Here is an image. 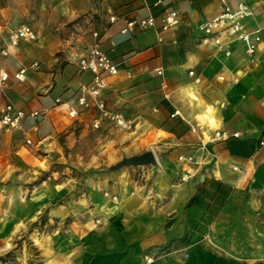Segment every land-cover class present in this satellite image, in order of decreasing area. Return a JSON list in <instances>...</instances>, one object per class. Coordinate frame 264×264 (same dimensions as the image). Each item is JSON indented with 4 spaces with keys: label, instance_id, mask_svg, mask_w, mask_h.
<instances>
[{
    "label": "crops",
    "instance_id": "1",
    "mask_svg": "<svg viewBox=\"0 0 264 264\" xmlns=\"http://www.w3.org/2000/svg\"><path fill=\"white\" fill-rule=\"evenodd\" d=\"M155 1L0 0V73L9 74L0 81V101L27 114L20 129L0 132V181L35 177L31 157L22 149L37 157V143L49 141L59 129L70 130L64 101L74 102L79 84L91 78L90 72L78 70L77 61L93 30L118 63V73L107 78L103 92L107 108L140 118L141 125L158 130V146L171 148L157 157L151 183L138 182L128 169L93 180L80 205L87 204L99 223L85 230L81 225L91 222L78 219L58 233H31L38 264H245L236 242L264 241V146L259 145L264 138V40L253 55L243 43L231 42L227 56L200 43L198 26L220 12V0ZM227 2L249 5L248 28L264 26V0ZM108 7L117 16L113 22ZM167 8L177 10L180 19L161 41L152 27L121 32L126 19L148 14L159 25ZM23 23L37 38L10 44V31ZM34 60L36 68L31 67ZM20 68H25L23 80L13 77ZM58 97L63 102L56 103ZM35 109L45 113L28 115ZM96 115L86 112L75 125L94 130ZM105 124L102 120L99 128ZM217 130L226 135L218 138ZM180 154L191 159L177 162ZM183 173L188 179L178 182ZM0 189L12 194L8 203L0 202L2 249L25 224L36 221L43 205L50 207L49 221L61 222L69 212L67 199L51 203L52 187L31 189L24 198L14 183L0 184ZM184 237L194 241L188 249L180 243ZM253 256L264 264V250L255 249ZM146 257L153 260L146 262Z\"/></svg>",
    "mask_w": 264,
    "mask_h": 264
},
{
    "label": "rangeland",
    "instance_id": "2",
    "mask_svg": "<svg viewBox=\"0 0 264 264\" xmlns=\"http://www.w3.org/2000/svg\"><path fill=\"white\" fill-rule=\"evenodd\" d=\"M133 125L129 129L118 128L110 122L104 125V129L99 126L94 130H81L75 125L76 118H71L72 126L70 130L59 129L53 136L49 137V141L39 142L34 148L37 157L30 155L26 149H22V153L31 157V166L35 172L31 175L35 177H6L0 181V184L14 183L21 188V195L26 197L31 189L46 187L52 189L54 197L52 204L55 205L61 200H68L69 212L63 221H49V205H43L37 214L36 221L25 224L19 234L15 236L6 245V249H2L0 244V264H38L39 252L38 246L34 244L29 235L33 232L46 233L72 228L73 221L80 219L82 222H91L88 225H81L85 230L94 223H99L95 214L88 205L81 207L80 201L86 203V196L93 180L102 176H107L120 169H128L132 176L142 183L152 182L156 176L153 166L157 164V157L168 153L170 147L158 146V141H154L157 137L158 130L147 128L140 123V118H135ZM27 126V124H25ZM75 126V127H74ZM143 126V127H142ZM173 127V125H172ZM148 137L151 139L148 140ZM53 141V142H52ZM31 147L33 144L27 143ZM151 150L155 157V163L128 165L123 164L118 167L115 164L122 158L133 155L132 152H144ZM139 154V153H134ZM177 162H184L178 159ZM130 173V174H131ZM185 175V178L182 176ZM188 179L186 173L180 174L177 178L178 182ZM205 178H199L204 184ZM62 192V193H61ZM8 195L12 194L0 189V202L8 203ZM108 198L116 200L115 194L110 195L104 192ZM198 197V196H197ZM193 197L191 200H194ZM93 221V222H92ZM76 226V225H75ZM264 236V233H260ZM180 243L188 246L194 241L188 237L181 239ZM238 243L239 260L245 264H257L259 256H253L255 249L264 250V241L236 242Z\"/></svg>",
    "mask_w": 264,
    "mask_h": 264
},
{
    "label": "built area",
    "instance_id": "3",
    "mask_svg": "<svg viewBox=\"0 0 264 264\" xmlns=\"http://www.w3.org/2000/svg\"><path fill=\"white\" fill-rule=\"evenodd\" d=\"M221 1V10L219 13L199 24V29L202 32L200 43L211 44L217 50L223 51L225 55H230L229 43L238 41L243 43L245 52L248 55H253L258 49L259 44L264 40V26L248 28L244 19L251 14L249 5L245 2L237 4H229L227 0ZM162 0H156L154 4L161 3ZM109 22L117 19L110 7L107 8ZM179 14L177 10L167 8L163 12L161 23L156 24V19L153 14H148L141 18H130L125 20V26L121 32L125 33L132 31L135 26L140 29L155 28L157 39H163V33L174 27L179 22ZM37 38L36 31L26 23H23L12 29L9 35V42L12 45L18 43L20 39L35 40ZM92 41L88 45L86 51L79 57L77 67L79 71H87L91 73V78L87 82L79 84L76 98L74 102L64 101L67 104L66 116L69 118H77L86 112H95L97 115L94 118L93 126L97 127L101 120H107L113 126L123 129H129L133 125V118L127 117L119 111H112L107 108L103 96L104 89L107 86V78L118 73V63L104 50L101 46V40L96 30L92 31ZM3 54H7L6 49H2ZM39 65L37 60L31 63L32 68ZM157 73L161 74V69H156ZM25 68H20L14 72L13 77L17 80H23ZM192 73V71H190ZM9 77L8 72L0 73V81H5ZM56 103L63 102L61 98H56ZM44 110H31L28 115L38 117L44 114ZM27 114L20 108L14 107L11 102L0 101V132H7L12 129H20L22 127L23 118ZM193 130H195L192 127ZM217 137H223L225 132L217 130ZM233 136H238V132H234ZM26 143H31V138H26ZM259 145L264 146V138L259 140ZM181 161H188L191 156L178 155ZM237 169L236 166H233ZM185 178V175L182 176ZM152 257H146V262H151Z\"/></svg>",
    "mask_w": 264,
    "mask_h": 264
},
{
    "label": "water",
    "instance_id": "4",
    "mask_svg": "<svg viewBox=\"0 0 264 264\" xmlns=\"http://www.w3.org/2000/svg\"><path fill=\"white\" fill-rule=\"evenodd\" d=\"M156 157L151 150H146L139 154H133L127 157L122 158L118 161L115 166L118 167L123 164L128 165H137V164H148V163H155Z\"/></svg>",
    "mask_w": 264,
    "mask_h": 264
}]
</instances>
